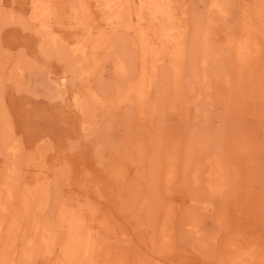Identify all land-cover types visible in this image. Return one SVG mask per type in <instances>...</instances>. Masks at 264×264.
I'll return each mask as SVG.
<instances>
[{
    "label": "rangeland",
    "instance_id": "374dc122",
    "mask_svg": "<svg viewBox=\"0 0 264 264\" xmlns=\"http://www.w3.org/2000/svg\"><path fill=\"white\" fill-rule=\"evenodd\" d=\"M0 196V264H264V0H0Z\"/></svg>",
    "mask_w": 264,
    "mask_h": 264
},
{
    "label": "bare ground",
    "instance_id": "6f19581e",
    "mask_svg": "<svg viewBox=\"0 0 264 264\" xmlns=\"http://www.w3.org/2000/svg\"><path fill=\"white\" fill-rule=\"evenodd\" d=\"M212 1V0H211ZM152 4H155V3H152ZM169 3H167V5H168ZM37 5V4H36ZM212 6V5H211ZM217 6V5H216ZM213 7V6H212ZM117 8H119V6H117ZM215 9V8H214ZM167 10H168V8H167ZM156 19L157 20H160V19H163L162 17H163V13H162V11H158L156 14ZM168 28V27H167ZM173 31V27H172V29H170V30H167L163 35H162V37H164V40L166 41V42H169V43H172L173 41H174V33L172 32ZM156 71V70H155ZM63 79V78H62ZM63 81V80H62ZM221 174V167L220 166H215L214 164H212V166H211V169H210V176H212V178L214 179V181L217 179V177H218V175H220ZM194 175L195 176H197V169H195L194 170ZM8 184V183H7ZM6 184V185H7ZM10 191V190H9ZM11 193V192H10ZM10 193H8V191H7V194H10ZM1 197V196H0ZM1 199V198H0ZM1 204V203H0Z\"/></svg>",
    "mask_w": 264,
    "mask_h": 264
}]
</instances>
